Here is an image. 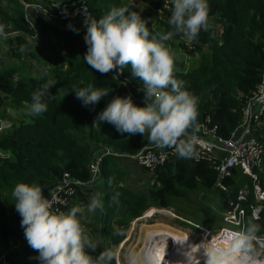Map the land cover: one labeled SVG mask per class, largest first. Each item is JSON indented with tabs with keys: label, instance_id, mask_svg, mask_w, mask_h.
<instances>
[{
	"label": "trees",
	"instance_id": "trees-1",
	"mask_svg": "<svg viewBox=\"0 0 264 264\" xmlns=\"http://www.w3.org/2000/svg\"><path fill=\"white\" fill-rule=\"evenodd\" d=\"M72 1L85 3L95 20L114 6L128 7L122 0H0V51L5 44L14 60L0 65V258L5 255L3 260L9 264H38L36 251L23 239L11 191L19 182L38 183L46 195H51L63 184L65 173L70 183L79 181L82 185H75V195L61 211H68L76 196H82L87 205L92 195L99 193L103 206L92 213V218L102 226L101 238L113 257V247L123 242L131 223L152 208L175 209L179 228L189 226L181 216L212 233L226 226L225 218L233 211L231 204L237 201L239 190L244 186L253 190L254 182L241 170L231 169V175L221 180L211 163L195 161L192 156L172 157L153 172L141 167L136 171L135 162L108 156L103 158L97 176L90 171L91 163L106 150L131 157L148 148L160 152L168 147L155 146L147 133L121 135L110 124L93 125L96 114L113 96L131 94L133 102L143 106L144 98L135 90L142 82L131 75L130 69L114 79L112 72L100 74L84 63L85 33L72 29L73 25L81 27L82 19H56L59 10L55 5ZM163 1L155 4L153 19L146 20L150 33L157 38L169 30L171 12L162 9ZM208 3L210 27L201 31L196 41L186 43L182 36L174 35L165 44L174 56L175 76L198 98L199 128L216 127L217 136L226 139L243 122V109L262 81L264 0ZM25 4L31 7L26 9ZM35 6L42 8L40 12ZM36 68L38 72L34 73ZM47 80L56 81L49 90L47 111L27 115L32 92ZM89 84L113 89L92 111L83 107L72 92ZM9 109L16 112L15 117ZM199 128L195 134L215 141L212 134L203 135ZM263 133L259 138L264 141ZM119 162L133 166L126 170ZM132 171L140 178L138 183L143 184L147 178L145 187L128 184ZM256 173L264 187L263 162ZM256 205L250 195L242 204V222L244 229L249 221L258 223L257 237L264 238V204L258 218H253L252 207ZM233 227L241 231V227ZM255 246L258 243L253 241ZM86 250L93 258L100 254L96 249Z\"/></svg>",
	"mask_w": 264,
	"mask_h": 264
},
{
	"label": "clouds",
	"instance_id": "clouds-1",
	"mask_svg": "<svg viewBox=\"0 0 264 264\" xmlns=\"http://www.w3.org/2000/svg\"><path fill=\"white\" fill-rule=\"evenodd\" d=\"M170 2L169 30L158 38L150 33L147 21L138 12L128 7H112L99 20L87 24L86 31L83 30L86 45L83 61L100 74L112 72L114 79H118L125 69H130L131 75L142 82L138 91L143 92V106L136 105L131 94L113 96L96 114L93 125L110 124L121 135L144 136L147 133L148 140L155 146H174L176 153L186 158L194 154V134L199 128L198 98L186 90L183 80L175 76L174 56L165 41L174 35L182 36L186 43L196 41L199 33L210 27L209 3L208 0ZM55 84V80H47L32 92L27 115L36 116L47 111L51 99L49 90ZM112 91L109 87H94L92 84L72 90L81 105L90 111L95 110V106L108 98ZM45 193L42 185L24 182L17 183L11 191L12 205L20 217L28 245L37 253L38 264H111L114 257L110 249H105L96 258L88 253L86 249L94 250L96 244L81 220L85 211L94 213L102 208L100 194L92 195L86 206L74 205L65 212L54 209L52 196ZM160 211L164 209L152 208L150 215L162 213ZM173 218L178 216L174 214ZM185 222L194 231L204 235L211 233L190 219ZM260 227L249 221L243 231L234 235L227 251L205 246L206 264H248ZM216 232L213 237L218 235ZM185 235L187 237L179 236L188 238L189 246L192 238ZM196 245L192 242V246ZM146 264H152L150 258Z\"/></svg>",
	"mask_w": 264,
	"mask_h": 264
},
{
	"label": "built area",
	"instance_id": "built-area-1",
	"mask_svg": "<svg viewBox=\"0 0 264 264\" xmlns=\"http://www.w3.org/2000/svg\"><path fill=\"white\" fill-rule=\"evenodd\" d=\"M55 6L59 10V16L56 18L61 21L67 22L76 18H81L83 21L82 26L85 27V29H87V24L95 21L85 3L76 4L72 1L70 4L59 3ZM35 7L36 9H42L40 6ZM164 9L171 12L170 0L169 2L168 0L165 1ZM37 35L38 33L36 32L34 38H36ZM243 116L244 119L241 125L226 139L217 136L216 127L209 129L204 125L200 126L199 130L202 131V134H212L215 141L194 134V154L192 155V158L195 161H206L211 163L218 171L221 180L231 175V169L241 170L244 175L249 177L254 182L253 190H250L247 186L241 188L238 193L237 201H246L250 195H253L254 199L259 204H257L256 207H252V211L254 210L255 218H258L259 213L262 211V205L264 204V187L256 173V170L261 168L264 158V141L259 138L260 132L264 130V72L261 83L258 84L255 91L252 93L250 101L243 109ZM5 126L6 125H3V127ZM202 141L211 145L212 150L210 151L207 149ZM108 156L129 159L135 162L139 167L153 172L168 162L172 157L179 155L176 153L174 146L168 147L167 151L160 152L148 148L137 156L131 157H126L116 151L106 150L101 157L91 163L90 171L93 174L96 173L103 163V158ZM68 178L69 174L65 173L63 184L51 193L54 209L60 210L61 207L66 206L76 193L75 185H82L79 181L70 183ZM237 205L240 206V208L235 206L233 211L225 218L227 224L235 227H238L243 221L245 215V211L241 208V205L239 203H237ZM241 231H243V229ZM241 231H236L233 227H230L229 229L222 228L218 235L213 237L211 245L227 251L231 246V240L234 238V235ZM205 235L207 238L209 233L207 232ZM23 239H25L24 233ZM255 241L262 245L264 243V238L258 237ZM4 256L0 258V264H9L3 260ZM249 256L250 261L252 260V255L249 254Z\"/></svg>",
	"mask_w": 264,
	"mask_h": 264
},
{
	"label": "rangeland",
	"instance_id": "rangeland-1",
	"mask_svg": "<svg viewBox=\"0 0 264 264\" xmlns=\"http://www.w3.org/2000/svg\"><path fill=\"white\" fill-rule=\"evenodd\" d=\"M145 1L147 0H144L143 2L145 3ZM165 1L167 0L163 1V6L165 5ZM157 2L158 0H149L146 2L149 12L147 11L143 12V18H146V20L149 19V13L152 12V9L150 10L149 6L150 4H152V7H154ZM124 3L127 4L126 1H124ZM30 7H31L30 5L25 4L26 9ZM36 12H40V9L37 8ZM152 13L156 14L155 12H152ZM27 18L28 20H30V16L28 14H27ZM80 26L81 27H76L73 25L72 29L86 31L85 27H83L82 25ZM81 31H77V32H81ZM37 32L39 33L38 29H37ZM1 46L2 47L0 51V65L3 62H11V63L14 62V60L8 54V47L5 44H1ZM37 72L38 71L36 68L34 73H37ZM135 90L138 91V89H135ZM138 92H141L139 94L141 97L144 98L143 92L142 91H138ZM263 139H264V133H263ZM202 143L206 145L207 149H209L210 151L212 150L211 145H208L204 141H202ZM193 150H194V146H193ZM175 157L179 158L180 156H175ZM132 166L133 164L129 162H125L124 164H121V167L126 170H131ZM136 167H137L136 171H140L139 166H136ZM263 169H264V158H263ZM98 173H99V169L96 173H94V175L97 176ZM138 179H140L138 175L133 172L131 176L128 178V184L132 185L133 187H137L138 189H140L141 187H145L147 178H144L142 180V182H144L143 184L138 183L137 181ZM81 197L82 196L75 197L72 207L74 205L86 206V203L82 200ZM244 202L246 201H236L234 204H231V205L238 206L237 203L242 205ZM238 207L240 208V206ZM150 210H148L140 219L134 220L129 226V228L126 230V235H125L126 237L123 240V242L113 247L114 264H143L141 261L140 255L143 254L144 249L148 245H151L152 242H154L156 245L163 244L164 242L169 247L168 240L164 241V238H161L160 236V235H164V231L162 230H165L169 234L171 233L178 234L183 237H187L185 234H188L189 237L191 236L193 242L197 243L198 245H196V247L191 245L190 247V253L193 255V258H191L189 264H206L207 257L205 254L204 247L207 245L210 246L212 244L214 232L209 233L208 237L206 238V235H204L202 232L194 231L189 226H184L183 228H179L178 226H176V221L174 220L175 218H173L174 214L176 213L175 209H172V208L166 209L164 211H160L162 213H156L154 215H150L152 213L150 212ZM252 215H253V218H255L254 210L252 211ZM181 217L188 219L186 216H181ZM81 220L90 238L96 244L95 249L99 250L100 253L104 251L105 249H108L107 245L104 243L103 238H101L102 236L100 235V228L102 229V226L98 223V221L93 220L92 213H88L87 211H85L84 215L81 217ZM223 226L222 228H227V226L230 227L229 225H227V223H226V226L224 227ZM237 228L244 230V223L241 222ZM152 233H155L156 235H151ZM216 233H219V230ZM200 242L201 244H199ZM170 246L172 248L174 247L171 244ZM251 253H253L252 260H250L248 264H250L251 262H252L251 264H254V262H258L257 264H263L264 262V243L262 245L258 244L257 247L255 246Z\"/></svg>",
	"mask_w": 264,
	"mask_h": 264
},
{
	"label": "bare ground",
	"instance_id": "bare-ground-1",
	"mask_svg": "<svg viewBox=\"0 0 264 264\" xmlns=\"http://www.w3.org/2000/svg\"><path fill=\"white\" fill-rule=\"evenodd\" d=\"M241 207H242V205H241ZM162 231H164V235H160V236H161V238H164V241L165 240H168L169 247L166 244L164 246L163 245L164 242H163V244L156 245V246H159V247L163 245V247H165V248L162 247L163 248V250H162L163 252L160 251L157 254V257H158L157 259L151 260L152 261V264H178L177 259L179 260V258H177L178 257L177 255L180 254V252L182 251V249L184 251L183 264H189L191 258H193V255L190 253V247L192 245L193 240L191 239V241L189 242L190 244L188 246V238H185V239L183 237L180 238V236L177 237V234L176 235H174V234L171 235V234L167 233L165 230H162ZM177 240L182 241L183 242L182 244L185 245V247H183V245L180 244V242H179V244L177 242H176V244H174L175 241H177ZM170 244L173 245L174 247L172 248L170 246ZM154 248L155 247H153V249H151V250H144L143 251V254L140 255V258H141V261H142L143 264H146V262H147V257H148L147 252L148 253H152V251L154 250ZM257 263L258 262H254V264H257ZM263 264H264V262H263Z\"/></svg>",
	"mask_w": 264,
	"mask_h": 264
},
{
	"label": "crops",
	"instance_id": "crops-1",
	"mask_svg": "<svg viewBox=\"0 0 264 264\" xmlns=\"http://www.w3.org/2000/svg\"><path fill=\"white\" fill-rule=\"evenodd\" d=\"M122 1H126L127 2V4L126 5H128V7L132 10V11H136V12H138L140 15H141V17L143 18V12H145V11H147V12H149V10H148V7H147V1H149V0H147V1H145V3L143 2L144 0H122ZM149 6V5H148ZM150 8V10L152 9V12H155L156 13V11H155V6L154 7H152V4H150V6H149ZM152 12L151 13H149V18L150 19H153V16H154V14L152 15ZM158 18L159 19H161V17L160 16H158ZM145 20H146V18H144ZM149 20V19H148ZM257 204H259V203H257ZM159 234V233H158ZM151 235H156L155 233H152ZM171 235H173L172 233H171ZM177 237H179V235H177ZM176 242L177 241H175V243L174 244H176ZM153 244L152 245H148L144 250H151V249H153V247H155L154 248V250L152 251V253H148L147 252V254H148V257H147V261L149 260V258L151 259V260H153V259H157L158 257H157V254L160 252V251H162L163 250V248H165V247H163V245L165 246V243L162 245V246H156V244H154V242H152ZM183 242L182 241H180V244H182ZM155 245V246H154ZM183 245V244H182ZM152 246V247H151ZM163 247V248H162ZM163 252V251H162ZM161 252V253H162ZM178 257L177 258H179V260L177 259V262H178V264H183V257H184V251H183V249H182V251L180 252V254L179 255H177Z\"/></svg>",
	"mask_w": 264,
	"mask_h": 264
},
{
	"label": "water",
	"instance_id": "water-1",
	"mask_svg": "<svg viewBox=\"0 0 264 264\" xmlns=\"http://www.w3.org/2000/svg\"><path fill=\"white\" fill-rule=\"evenodd\" d=\"M8 112L10 115H12V117L16 116V112L13 109H9Z\"/></svg>",
	"mask_w": 264,
	"mask_h": 264
}]
</instances>
